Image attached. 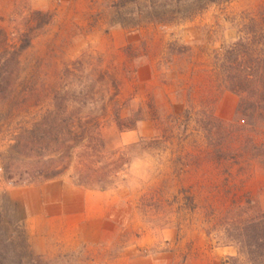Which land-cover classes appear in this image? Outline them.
<instances>
[{"label": "rangeland", "instance_id": "374dc122", "mask_svg": "<svg viewBox=\"0 0 264 264\" xmlns=\"http://www.w3.org/2000/svg\"><path fill=\"white\" fill-rule=\"evenodd\" d=\"M195 1L202 9L188 19L124 27L119 19L137 9L146 13L147 0L118 9L106 0L94 5L92 0H0V43L23 29L30 14L42 12L37 19L49 23L39 29L24 59H45L57 67L47 70L60 71L64 63L87 54L95 88L91 101L101 103L104 88L97 73L108 69L121 82L123 117H142L132 130H120L113 121L102 129L106 157L121 151L126 164L120 185L104 191L117 235L101 246L34 254L24 229L4 215L3 193L21 185L6 180L0 156V264H220L231 253L237 256L236 246L216 245V232L207 236L193 207L197 213L212 212V227L235 206L248 219L264 212V112L254 108L262 88L259 80L244 78L264 72V36L250 20H260L264 0ZM107 5L96 24L94 17ZM251 44V56H246ZM225 93L237 99L229 120L215 113L220 100L228 105ZM209 112L233 125L214 126ZM7 114L8 107H1L0 154L13 143ZM140 139H151V146L128 148ZM234 146L243 147L241 165L217 166L214 151ZM184 158L185 168L179 164ZM73 173L62 178L73 183ZM257 258L248 263L264 264Z\"/></svg>", "mask_w": 264, "mask_h": 264}, {"label": "trees", "instance_id": "16d2710c", "mask_svg": "<svg viewBox=\"0 0 264 264\" xmlns=\"http://www.w3.org/2000/svg\"><path fill=\"white\" fill-rule=\"evenodd\" d=\"M92 1L93 5L99 2ZM106 1L107 4L111 2L109 6L117 9L140 2V0ZM187 1L147 0L149 4L146 13L140 9H137L136 13H126L123 15L125 17L119 19V24L124 27H136L146 20L150 24L168 25L178 18L188 19L192 14L199 12L202 6L195 0L187 5ZM107 7L108 5L102 7L94 17L96 24L101 20ZM41 16H44L42 12H33L28 16L23 29L12 33L13 37L10 40L0 43V108L8 107L6 120L8 133L13 141L7 152L0 154L4 164V176L13 184L26 185L35 181L59 178L73 170L71 178L74 185L97 191L116 188L123 181L120 173L126 164L123 160L124 153L116 151L111 157H106L102 129L107 122L113 121L120 130H132L142 117L135 120L123 117V105L120 100L121 82L108 69L97 73V81H102L104 88L101 103L91 101L95 95V88L94 79H91L93 77L90 70L91 57L87 54L64 63L60 71L55 69L56 63L52 64L54 62L47 65L48 61L45 59H35L33 62L24 59L26 53L33 47L39 29L49 23L37 19ZM258 18L260 20L255 17L250 20L253 28L259 27L263 37L264 7L258 12ZM123 20L127 23H123ZM262 45L264 55V42ZM252 48L251 44V48H247L244 54L251 56L249 53L253 51ZM261 62L264 66V56ZM46 66L55 68L49 71ZM227 77L237 79L233 74H227ZM244 78L247 80L255 78L261 83L262 89L257 91L254 108L264 112V72L259 75L250 74ZM74 79L79 82L76 87L71 84ZM231 90L238 92L235 87ZM138 113H141V109ZM209 113L208 121L211 120L214 126L224 128L233 125L232 122L226 123L212 112ZM17 118L20 120L16 127H13V122ZM151 142V139H140L128 148H148ZM242 148L236 149L234 146L225 151L217 149L213 153L214 162L217 166L241 165L239 158L242 157ZM187 159L184 158L185 162L179 163L181 167L189 166V163H186ZM262 161L264 162V157ZM183 168L179 170L182 171ZM211 215L212 212L208 210L197 213L193 207L196 222L207 226L204 228L207 236L212 237L213 232H216L214 239L217 246L237 247V256H227L220 264H249L256 262L257 257L264 263V212L248 219L244 217L242 208L235 206L226 212L219 225L214 224L213 227L208 225Z\"/></svg>", "mask_w": 264, "mask_h": 264}, {"label": "crops", "instance_id": "0c3cea01", "mask_svg": "<svg viewBox=\"0 0 264 264\" xmlns=\"http://www.w3.org/2000/svg\"><path fill=\"white\" fill-rule=\"evenodd\" d=\"M223 97L228 105L223 106L220 100L215 113L229 120L235 114L237 99L230 93ZM2 199L4 215L24 229L30 250L39 256L101 246L117 235L104 191L77 186L62 177L10 187Z\"/></svg>", "mask_w": 264, "mask_h": 264}]
</instances>
